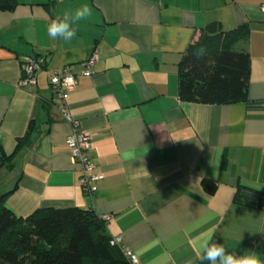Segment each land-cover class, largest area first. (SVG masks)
Returning a JSON list of instances; mask_svg holds the SVG:
<instances>
[{"label":"crops","instance_id":"obj_1","mask_svg":"<svg viewBox=\"0 0 264 264\" xmlns=\"http://www.w3.org/2000/svg\"><path fill=\"white\" fill-rule=\"evenodd\" d=\"M264 0H18L0 9V146L8 156L30 122L31 142L0 168L5 206L91 209L137 264H207L209 237L229 250L264 254V209L233 201L238 186L264 191ZM81 4L92 15L68 41L47 25ZM243 28L234 48L249 55L247 101L201 104L178 96L177 63L201 29ZM93 52L90 76L81 62ZM41 56L36 84L19 86L22 59ZM76 75L68 107L89 134V195L66 144L71 132L54 106L47 69ZM9 163V164H10ZM204 180L215 184L213 193Z\"/></svg>","mask_w":264,"mask_h":264},{"label":"trees","instance_id":"obj_2","mask_svg":"<svg viewBox=\"0 0 264 264\" xmlns=\"http://www.w3.org/2000/svg\"><path fill=\"white\" fill-rule=\"evenodd\" d=\"M17 3L0 0V9L12 10ZM243 31H222L213 25L201 29L177 63L181 101L217 105L247 101L249 55L234 48L246 35ZM35 132L30 122L8 156L0 146V168L12 167L11 160ZM202 184L213 193L214 183L204 180ZM15 188L0 195V264H132L123 247L110 244L107 220L91 209L48 207L17 216L5 206ZM233 201L263 210L264 191L238 186Z\"/></svg>","mask_w":264,"mask_h":264},{"label":"built area","instance_id":"obj_3","mask_svg":"<svg viewBox=\"0 0 264 264\" xmlns=\"http://www.w3.org/2000/svg\"><path fill=\"white\" fill-rule=\"evenodd\" d=\"M260 11L264 14V2L259 6ZM97 61V54L93 52L91 56L81 62V75L90 76L92 67ZM44 67V58L41 56H26L22 59V72L19 80V86L26 88L36 84V74ZM47 78L49 85L54 94V106L60 113L61 117L71 126V132L66 138V144L70 151L71 157L75 163L80 166L81 175L79 178L83 191L89 195L96 191V182L100 176L89 173L91 164L88 160V152L91 147V139L87 132L79 129V122L72 117L68 107L69 92L76 85V75L72 73L68 65L61 68L47 69ZM105 220L109 215L102 216ZM111 245H121L120 237H112ZM125 254L132 264H137L136 255L124 249Z\"/></svg>","mask_w":264,"mask_h":264},{"label":"clouds","instance_id":"obj_4","mask_svg":"<svg viewBox=\"0 0 264 264\" xmlns=\"http://www.w3.org/2000/svg\"><path fill=\"white\" fill-rule=\"evenodd\" d=\"M92 15V8L88 4H81L74 9L57 15L47 25V36L52 40H71L76 36V25ZM201 262L207 264H264V254L255 251L239 252L229 250L223 243H218L209 237L201 245L198 253Z\"/></svg>","mask_w":264,"mask_h":264}]
</instances>
